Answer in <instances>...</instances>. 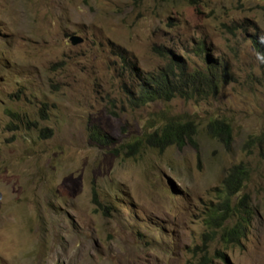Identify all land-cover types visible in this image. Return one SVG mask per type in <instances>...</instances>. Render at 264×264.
<instances>
[{"label":"rangeland","instance_id":"obj_1","mask_svg":"<svg viewBox=\"0 0 264 264\" xmlns=\"http://www.w3.org/2000/svg\"><path fill=\"white\" fill-rule=\"evenodd\" d=\"M195 2L0 0V264H264V0ZM160 48L190 71L225 59L232 81L134 107L130 60L156 74ZM164 115L194 121L199 150L127 156ZM219 118L230 148L207 135ZM240 163L250 174L236 201L249 195L254 220L225 246L220 229L208 240L206 215Z\"/></svg>","mask_w":264,"mask_h":264},{"label":"trees","instance_id":"obj_2","mask_svg":"<svg viewBox=\"0 0 264 264\" xmlns=\"http://www.w3.org/2000/svg\"><path fill=\"white\" fill-rule=\"evenodd\" d=\"M196 4V0H189ZM258 51L264 57V46L256 43ZM168 59L166 65L156 74H140L139 67L130 60L131 77L138 79V90L128 91L129 99L134 107L146 106L158 101L171 102L175 98L191 99L203 96L204 93H217L225 84L232 81L228 62L222 59L221 64L210 61L205 72L190 71L187 62L176 56L171 49H154ZM207 135L230 148L234 142L231 124L224 119H211L206 126ZM198 125L188 119L178 116L164 115L159 125L147 132L143 137L136 138L124 144L127 156L139 154L144 148L153 151H165L171 147L184 148L190 146L199 150ZM90 138L102 144H113V138L100 129H91ZM254 142V140H251ZM249 169L240 163L231 167L222 182L221 199L217 206L206 215L205 226L207 236L212 240L218 229L225 246L240 245L246 238L254 220V212L250 204L249 195L240 199L237 195L244 189L249 177ZM237 197V198H236ZM95 203H101L95 198ZM211 234V235H210ZM207 240V242H208ZM198 250H201L197 247ZM225 259L223 253L218 254ZM208 262L206 256L203 257Z\"/></svg>","mask_w":264,"mask_h":264},{"label":"water","instance_id":"obj_3","mask_svg":"<svg viewBox=\"0 0 264 264\" xmlns=\"http://www.w3.org/2000/svg\"><path fill=\"white\" fill-rule=\"evenodd\" d=\"M70 40L73 45H79L83 42V38L77 35L72 36Z\"/></svg>","mask_w":264,"mask_h":264},{"label":"clouds","instance_id":"obj_4","mask_svg":"<svg viewBox=\"0 0 264 264\" xmlns=\"http://www.w3.org/2000/svg\"><path fill=\"white\" fill-rule=\"evenodd\" d=\"M224 255V254H223ZM207 257V259H208V262L206 261V260H204V258H203V260H204V264H208V263H210V262H212V259L210 258V257H208V256H206ZM220 258V257H219ZM223 260H227L226 259V256H225V259H223Z\"/></svg>","mask_w":264,"mask_h":264}]
</instances>
